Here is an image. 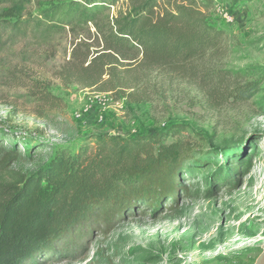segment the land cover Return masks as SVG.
Returning a JSON list of instances; mask_svg holds the SVG:
<instances>
[{
	"label": "rangeland",
	"instance_id": "374dc122",
	"mask_svg": "<svg viewBox=\"0 0 264 264\" xmlns=\"http://www.w3.org/2000/svg\"><path fill=\"white\" fill-rule=\"evenodd\" d=\"M3 1L0 8L24 7L11 23L33 24L14 39L9 31L0 53V176L12 149L22 155L11 169L31 175L55 147L74 152L94 132L192 128L166 141L192 151L179 177L186 189L158 209L139 204L80 245L60 243L40 264H255L264 244V0H213L208 14L225 33L222 47L146 70L141 55L124 60L119 73L132 70V79L107 92L67 74L86 35L40 16L63 0ZM247 83L253 96L235 100L233 89Z\"/></svg>",
	"mask_w": 264,
	"mask_h": 264
},
{
	"label": "trees",
	"instance_id": "16d2710c",
	"mask_svg": "<svg viewBox=\"0 0 264 264\" xmlns=\"http://www.w3.org/2000/svg\"><path fill=\"white\" fill-rule=\"evenodd\" d=\"M212 3L63 0L40 16L59 28L69 27L75 36L86 35L73 49L70 60L75 67L67 74L107 92L132 79V70L119 73L124 60L141 55L140 66L146 70L184 64L222 47L225 33L209 19ZM23 10L0 8V53L10 40L9 31L12 39L29 32L33 21H9ZM88 39L97 44L94 51ZM107 73L109 79H104ZM252 90V83H247L235 87L231 96L248 100ZM186 130L192 128L177 124L135 135L94 132L74 152L55 147L49 162L31 175L11 169L22 154L7 151L1 161L5 174L0 176V264H40L60 243L63 248L66 240L80 245L97 228L109 229L141 203L158 209L165 197L175 198L179 187L186 189L179 177L193 154L182 143L166 141ZM31 154L27 149L25 155Z\"/></svg>",
	"mask_w": 264,
	"mask_h": 264
},
{
	"label": "water",
	"instance_id": "95a60500",
	"mask_svg": "<svg viewBox=\"0 0 264 264\" xmlns=\"http://www.w3.org/2000/svg\"><path fill=\"white\" fill-rule=\"evenodd\" d=\"M255 264H264V244L262 245V252L258 256Z\"/></svg>",
	"mask_w": 264,
	"mask_h": 264
}]
</instances>
